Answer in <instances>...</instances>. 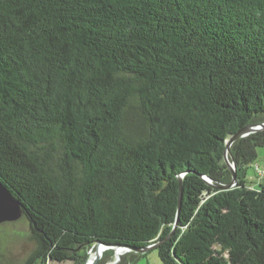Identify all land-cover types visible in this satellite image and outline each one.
I'll return each instance as SVG.
<instances>
[{
  "label": "trees",
  "instance_id": "1",
  "mask_svg": "<svg viewBox=\"0 0 264 264\" xmlns=\"http://www.w3.org/2000/svg\"><path fill=\"white\" fill-rule=\"evenodd\" d=\"M262 123L264 0H0V182L34 245L20 264H86L98 242L131 249L118 264H264L248 183L264 130L232 145L221 189L227 139Z\"/></svg>",
  "mask_w": 264,
  "mask_h": 264
},
{
  "label": "water",
  "instance_id": "2",
  "mask_svg": "<svg viewBox=\"0 0 264 264\" xmlns=\"http://www.w3.org/2000/svg\"><path fill=\"white\" fill-rule=\"evenodd\" d=\"M262 130H264V123L243 128L239 130L237 133H235L234 135H232L229 139H227L226 150H225V161L232 173L233 178H232L231 183H229L228 185L224 187H221L222 190H230L237 185V168H236V165L231 161L230 156H229L232 145L238 140L249 137L250 135L255 134ZM204 179L207 181L209 185H213V182L211 179L207 177H204ZM182 198H183V193H182V183H181L178 213L180 212V209H181ZM22 217H23V208L21 204L13 198L12 194L0 182V224L16 222V221H19ZM178 222H179V217L177 219V222L174 225L172 233L169 235L168 238H170L175 233L178 227ZM158 245L159 244H155L145 249H132V251L144 254L150 251L151 249H154ZM110 249L114 250L115 260L113 262L106 263V264H118L122 256L124 255V253L128 252L129 250L131 251V249H128L127 247H124V246L108 245L105 243L98 242L90 250L89 259L86 262V264H99L104 253Z\"/></svg>",
  "mask_w": 264,
  "mask_h": 264
},
{
  "label": "rangeland",
  "instance_id": "3",
  "mask_svg": "<svg viewBox=\"0 0 264 264\" xmlns=\"http://www.w3.org/2000/svg\"><path fill=\"white\" fill-rule=\"evenodd\" d=\"M261 173H264V148L258 150L257 162L248 172V183L251 188H258L260 184L264 185V174ZM33 247L34 245L30 240L29 224L25 219L0 224V264H20L30 255ZM146 259L150 264H162L156 249L150 251ZM114 260L115 256L111 262ZM47 264L74 263L70 261L64 263L49 261Z\"/></svg>",
  "mask_w": 264,
  "mask_h": 264
},
{
  "label": "crops",
  "instance_id": "4",
  "mask_svg": "<svg viewBox=\"0 0 264 264\" xmlns=\"http://www.w3.org/2000/svg\"><path fill=\"white\" fill-rule=\"evenodd\" d=\"M255 165V164H254ZM254 165L251 167V168H253L254 167ZM260 168V167H259ZM258 169V168H257ZM260 175V174H259ZM261 176V175H260ZM260 178H262V177H260ZM260 185H263V184H260ZM259 185V186H260ZM258 186V187H259ZM147 256V255H146ZM146 256L145 257H143V258H141L136 264H150V262L148 261V259H146Z\"/></svg>",
  "mask_w": 264,
  "mask_h": 264
},
{
  "label": "built area",
  "instance_id": "5",
  "mask_svg": "<svg viewBox=\"0 0 264 264\" xmlns=\"http://www.w3.org/2000/svg\"><path fill=\"white\" fill-rule=\"evenodd\" d=\"M262 175L264 174V173H261Z\"/></svg>",
  "mask_w": 264,
  "mask_h": 264
}]
</instances>
